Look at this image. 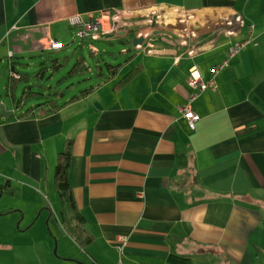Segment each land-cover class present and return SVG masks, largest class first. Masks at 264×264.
Returning <instances> with one entry per match:
<instances>
[{"label": "crops", "instance_id": "1", "mask_svg": "<svg viewBox=\"0 0 264 264\" xmlns=\"http://www.w3.org/2000/svg\"><path fill=\"white\" fill-rule=\"evenodd\" d=\"M181 7L200 24L189 53L175 57L176 28L150 52L131 47L113 74L101 64L109 57L97 48L98 38H72L67 28V17L78 11L114 8L109 33L118 22L122 33L131 22L153 25L152 15L173 18ZM226 15L230 23L212 24ZM37 23L67 42L62 56L48 54L52 67L56 57L62 64L78 53L94 58L88 71L97 81L90 90L65 100L59 89L51 91L50 75L41 81L47 65L29 72L30 57L41 55ZM13 24L30 47L14 69L31 77L25 88L41 91L44 100L25 105L27 97L14 94L23 78H10L0 56L8 98L0 94V104L9 111L0 112V264H118L119 258L123 264H264V0H0V55ZM250 25L252 41L219 72L216 87L191 100L198 118L190 127L176 108L194 91L188 68L196 64L208 77L227 44ZM132 62L135 69L113 82ZM68 140L71 191L92 235L84 246L61 216L51 210L46 217L54 229L43 232L41 212L26 219L22 204L56 191L57 153ZM55 235L66 240L60 256L44 247L42 259L40 239L48 247Z\"/></svg>", "mask_w": 264, "mask_h": 264}, {"label": "built area", "instance_id": "2", "mask_svg": "<svg viewBox=\"0 0 264 264\" xmlns=\"http://www.w3.org/2000/svg\"><path fill=\"white\" fill-rule=\"evenodd\" d=\"M114 8H102L86 11H78L67 17V28L72 33V38L79 39H97L99 35H104L111 31L114 25ZM166 15L156 16L152 15L151 22L156 23L164 19H167ZM194 17L189 13L187 8H178L177 15L172 18L171 25L176 28H180V47L181 50L176 54V58H180L183 54L189 53L192 49V40L199 28V23H193ZM233 20L231 16H223L212 21L214 25H224L230 23ZM144 23L140 22V26ZM203 25L208 26V23L204 22ZM130 27V25H127ZM34 31L40 35L41 42L39 44V52L41 54H51L59 49H62L67 42L46 33L44 31L45 25L43 23H37L33 27ZM20 26L13 24L7 32L4 40L5 51L0 55L4 58L2 68L6 70L10 78H21V73L14 69V60L18 57L20 52H26L30 50V47L25 45L24 40L27 35L24 36ZM253 39L252 25L249 26L247 34L239 40L229 42L226 47V56L219 62L213 64L210 68V75L203 77L200 69L196 64L190 65L188 68V83L194 89L188 96V100L185 104H177L176 108L179 112L187 118L190 127H195V121L198 115L193 111L191 107V100L201 91L208 88H215L217 85V75L219 72L228 65L229 60L241 51ZM25 43V44H24ZM3 47V46H2ZM1 48V47H0ZM118 264H123L122 259L119 258Z\"/></svg>", "mask_w": 264, "mask_h": 264}, {"label": "rangeland", "instance_id": "3", "mask_svg": "<svg viewBox=\"0 0 264 264\" xmlns=\"http://www.w3.org/2000/svg\"><path fill=\"white\" fill-rule=\"evenodd\" d=\"M171 21H172V18L168 20L164 19L163 21L156 22L153 25H145V26H139L138 23L134 24L133 22H131V24L134 27H124L122 29L123 30L122 33L119 32L120 27H119V22H118L116 24L114 32H110V33L107 32L104 35H99L98 40H95L97 48L103 50L102 53H105V56L109 57L108 60L107 59H103L104 61L101 60V64L106 67L105 61L109 63H113V64L124 63V61L127 58L126 52L129 51L131 47L133 49L139 48L138 50L142 52L143 50L150 52L152 48H155L154 45H155L156 39H161L163 41H166L169 38L167 31H174V30L176 31V27H173L171 25ZM133 28H139V29L138 31H135ZM203 29L204 28H202V30ZM139 35H142L144 37V40L142 43L134 45L132 43V39ZM69 37H70V32H69ZM62 52L63 50L58 51V53H61V56H62ZM110 52H113V54L111 55ZM142 52H139V54ZM52 57L54 56L46 55V54L35 55L34 57L31 56L30 60H32L35 64L29 68V72L37 71L38 68L42 66L43 64L44 65L42 67L46 65L50 66V67H47V66L44 67L46 68V73H45L46 76L41 81L49 82L48 78L50 75V83H51L50 89L51 91L55 89H59L60 91H62L63 94L62 96H60V98L65 97V100H67L72 95L79 93L80 89L96 84L97 79L95 76L91 74V71H85L83 74H70L69 73L68 70L70 69L74 61L73 58H70L68 62L66 63L64 62L61 66H59L57 70L53 71V67L51 64ZM23 58L24 57H22L21 59ZM86 62L91 69L95 68L94 58L92 56H87ZM133 66H134V62L130 64H125V66L123 65L122 72L119 74V76L116 79L113 80V82L118 81V79L122 78V76L126 72H128ZM5 80H6L5 77L3 76L0 77V94L1 96L4 97V99L8 100V98L6 97L7 95L5 93V89L3 88V82ZM31 80L32 79L30 77L27 80L23 79V80L18 81L17 86L15 87L14 94L16 96H19L22 93V90L25 88L26 84L30 83ZM31 86L36 87V85H31ZM43 100H44V95L40 91L39 93H34L31 96H28L25 99L24 104L29 105V104L36 103L37 101H43ZM51 185L53 186V183ZM39 197L41 198V201L32 200V202L30 201L22 202L23 209L26 214V219L27 217H32L35 215L38 216V214L41 212V217H39V219L40 221H42V224L44 226V227L41 226L42 231L43 232L47 231L48 233L49 227L54 229L53 228L54 226H53L52 220H49V224H48V218L46 216H48V214L52 210L53 214L56 215L57 217L59 216L60 218L59 209L61 206V202H60L59 195L56 193V191H54V193L51 191L49 195L44 193L43 196H39ZM43 217H45V219ZM66 235L69 236L68 234ZM62 241H66V240L59 238L57 235L51 236L50 243L47 247L44 245L43 240L40 239L39 245L41 246H38V247H39L42 259L45 257V252H43L44 247L48 248V250H46L48 254H52V255H55V257H59L60 256L59 252L61 253V250H62ZM69 243L70 244H67L66 242V245L67 246L74 245L73 242H69Z\"/></svg>", "mask_w": 264, "mask_h": 264}, {"label": "trees", "instance_id": "4", "mask_svg": "<svg viewBox=\"0 0 264 264\" xmlns=\"http://www.w3.org/2000/svg\"><path fill=\"white\" fill-rule=\"evenodd\" d=\"M61 64L62 63L59 62L58 58L56 57L53 62L54 70H57ZM105 64L108 70L110 71V74L115 73L119 68V66L121 65V63L113 64L107 61H105ZM96 66L98 70H100L102 65L100 63H96ZM134 69L135 67L130 69L128 72H126L125 76L129 75L131 71H133ZM88 70L89 67L86 62L85 55L78 53L74 58V61L68 71L70 74H83L85 71ZM22 78L27 80V75L24 74ZM91 87L92 86L80 89V92L76 95H72L70 99H74L75 97L84 94L85 92L90 90ZM38 92L36 91L32 92L24 88L22 92L23 93L22 96L28 97ZM70 145H71L70 140H68L65 147L57 153V161L54 166V186L56 191L58 192L61 202V207H60L61 221L67 232L71 234L80 245L84 246L92 240V235L85 226V222H86L85 216L76 206L71 191V185L68 179L69 167L71 161ZM4 186L5 185H3V187ZM4 190L5 189L3 188V191Z\"/></svg>", "mask_w": 264, "mask_h": 264}, {"label": "water", "instance_id": "5", "mask_svg": "<svg viewBox=\"0 0 264 264\" xmlns=\"http://www.w3.org/2000/svg\"><path fill=\"white\" fill-rule=\"evenodd\" d=\"M25 36H26V35H25ZM143 40H144V37H143L142 35H139V36L134 37V38L132 39V43H133L134 45H136V44L142 43ZM0 112H1L4 116H8V114H9V111L5 110V108H4V106H3L2 103L0 104ZM0 195H1V190H0Z\"/></svg>", "mask_w": 264, "mask_h": 264}]
</instances>
